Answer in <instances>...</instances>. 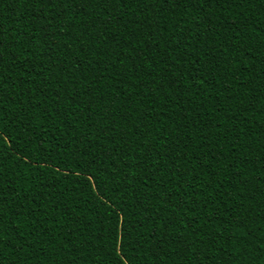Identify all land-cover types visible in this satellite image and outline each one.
Instances as JSON below:
<instances>
[{"label": "trees", "instance_id": "1", "mask_svg": "<svg viewBox=\"0 0 264 264\" xmlns=\"http://www.w3.org/2000/svg\"><path fill=\"white\" fill-rule=\"evenodd\" d=\"M0 264H264V0H0Z\"/></svg>", "mask_w": 264, "mask_h": 264}]
</instances>
